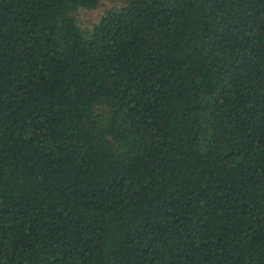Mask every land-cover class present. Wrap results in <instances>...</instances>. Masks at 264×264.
Wrapping results in <instances>:
<instances>
[{
    "label": "trees",
    "instance_id": "obj_1",
    "mask_svg": "<svg viewBox=\"0 0 264 264\" xmlns=\"http://www.w3.org/2000/svg\"><path fill=\"white\" fill-rule=\"evenodd\" d=\"M0 0V264H264V0Z\"/></svg>",
    "mask_w": 264,
    "mask_h": 264
},
{
    "label": "rangeland",
    "instance_id": "obj_2",
    "mask_svg": "<svg viewBox=\"0 0 264 264\" xmlns=\"http://www.w3.org/2000/svg\"><path fill=\"white\" fill-rule=\"evenodd\" d=\"M114 3L110 0L105 1L104 5L95 11L81 10L79 15V20L85 25H91L92 23L98 21L100 16L103 14L105 7H110Z\"/></svg>",
    "mask_w": 264,
    "mask_h": 264
}]
</instances>
